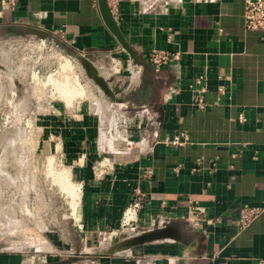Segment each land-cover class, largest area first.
<instances>
[{
  "label": "crops",
  "instance_id": "crops-1",
  "mask_svg": "<svg viewBox=\"0 0 264 264\" xmlns=\"http://www.w3.org/2000/svg\"><path fill=\"white\" fill-rule=\"evenodd\" d=\"M107 1L135 60L103 23L96 0L0 3V39L24 26L43 29L86 55L110 89L51 118L83 184L85 246L120 230L136 192L142 206L127 236L166 224L174 230L84 264H264V211L237 225L242 205L264 206V34L244 28V0ZM153 49L177 57L155 72ZM198 75L206 77L203 109L188 88ZM178 131L189 141L171 145ZM103 157L112 168L94 179L91 166ZM33 259L0 251V264Z\"/></svg>",
  "mask_w": 264,
  "mask_h": 264
},
{
  "label": "rangeland",
  "instance_id": "rangeland-1",
  "mask_svg": "<svg viewBox=\"0 0 264 264\" xmlns=\"http://www.w3.org/2000/svg\"><path fill=\"white\" fill-rule=\"evenodd\" d=\"M56 40L34 35L0 39L5 68L0 69V251L84 264L95 256L80 253L96 252L127 236L138 220L126 217V227L120 228L121 217L120 230L105 236L103 244L85 246L79 204L83 184L68 164L51 118L74 114L79 102L101 99L103 92ZM12 76L23 85L17 100ZM74 191L79 216L70 203Z\"/></svg>",
  "mask_w": 264,
  "mask_h": 264
},
{
  "label": "built area",
  "instance_id": "built-area-1",
  "mask_svg": "<svg viewBox=\"0 0 264 264\" xmlns=\"http://www.w3.org/2000/svg\"><path fill=\"white\" fill-rule=\"evenodd\" d=\"M19 0H0L2 6L13 9ZM243 24L244 28L248 30H261L264 34V0H244L243 11ZM177 55H171L164 50H151L148 53V62L155 72H158L161 67L167 64ZM120 63L116 61L115 67ZM188 88L194 93L193 105L196 108H206L207 102L205 99V93L207 91L206 77L205 75H198L194 77L188 84ZM189 141V135L186 131H178L170 140L169 143L174 146L183 145ZM201 159H197V164H200ZM112 165L107 158L100 159L93 164L94 179H100L102 175L110 170ZM152 173L149 167H146L143 171L145 176H150ZM135 196L128 203L122 213L120 228L125 227V218L128 211H133L136 214L139 212L142 206L141 196L136 192ZM264 211V206H254L244 204L239 210L237 225L239 229H243L248 226L260 213ZM193 215V214H192ZM136 219L134 220V222Z\"/></svg>",
  "mask_w": 264,
  "mask_h": 264
},
{
  "label": "water",
  "instance_id": "water-1",
  "mask_svg": "<svg viewBox=\"0 0 264 264\" xmlns=\"http://www.w3.org/2000/svg\"><path fill=\"white\" fill-rule=\"evenodd\" d=\"M99 11L101 13V17L103 23L110 31V33L115 37L120 46L129 54V56L135 60L136 56L134 54L133 49L129 46L127 41L125 40L123 34L121 33L117 22L114 18L112 10L108 4L107 0H96ZM17 36H26V35H34L40 39H53L54 35L37 27H28L24 26L19 28L16 31ZM57 45H59L62 49H64L65 53L70 57L76 59V61L81 65L85 74L89 79H92L105 93L110 94V89L108 88L107 81L104 80L96 71V68L89 61L88 57L78 51L72 49L67 46L63 41L56 40ZM0 69H5L4 66L0 63ZM173 227L171 225L157 226L152 229L142 230L137 232L136 234L125 236L109 245L105 246L103 249L98 250L96 252L90 253H80L86 256H111L119 251L130 249L134 246L148 243L154 240H159L167 237H173ZM78 254V253H77ZM75 259H63L61 261H34L33 264H69L71 261Z\"/></svg>",
  "mask_w": 264,
  "mask_h": 264
},
{
  "label": "bare ground",
  "instance_id": "bare-ground-1",
  "mask_svg": "<svg viewBox=\"0 0 264 264\" xmlns=\"http://www.w3.org/2000/svg\"><path fill=\"white\" fill-rule=\"evenodd\" d=\"M13 77V76H12ZM50 77H51V75H50ZM13 81H14V85H15V100H17L18 98H19V96H20V93H21V90H22V88H23V85H22V83L21 82H19L18 80H17V78L16 77H13ZM78 82V81H77ZM63 188H65V186H63ZM68 189V188H67ZM63 190V189H62ZM64 191V190H63ZM76 191V190H75ZM75 191H74V193L71 195V201H70V203H71V205H72V210H74V213H75V216H79V210H78V197H77V195L75 194ZM78 191V190H77ZM66 192V191H65ZM79 192V191H78ZM70 193V192H69ZM68 193V194H69ZM69 201V200H68ZM80 204V203H79ZM70 205V204H69ZM75 216H74V218H75ZM138 216V213L136 214L135 212H133V211H128L127 212V214H126V217H128V218H134L135 217V219H136V221L137 220H139V218L137 217ZM134 219V220H135ZM77 221V220H76ZM134 222V221H133ZM133 222H132V224H133ZM126 223V222H125ZM126 227V226H125ZM34 261H41V260H39L38 258H36L35 260L33 259V262Z\"/></svg>",
  "mask_w": 264,
  "mask_h": 264
}]
</instances>
